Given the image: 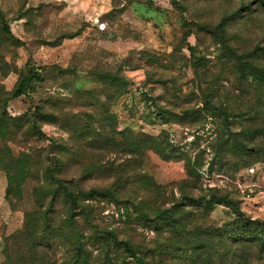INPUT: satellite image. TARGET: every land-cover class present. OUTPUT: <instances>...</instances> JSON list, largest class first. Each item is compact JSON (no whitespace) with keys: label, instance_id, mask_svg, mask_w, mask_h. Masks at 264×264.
Returning a JSON list of instances; mask_svg holds the SVG:
<instances>
[{"label":"rangeland","instance_id":"374dc122","mask_svg":"<svg viewBox=\"0 0 264 264\" xmlns=\"http://www.w3.org/2000/svg\"><path fill=\"white\" fill-rule=\"evenodd\" d=\"M222 21L226 25L220 39L225 46L264 70V0H0V114L3 100L11 95L28 66L42 74L33 93L8 101L7 116L22 120L19 128H14L17 140L8 141L10 136L5 139L0 135V264L18 263L7 246L22 228L25 198L30 197L41 169L53 156H49L48 140L71 143L64 116L89 120L104 110H97L98 99L114 103L111 110L119 131L130 126L135 132L168 133L176 149L192 158L198 156L203 167L200 177L190 180L183 162H166L147 152L135 172L150 178L156 191H145L137 178L128 181L126 177L112 186L104 162L116 157L115 166L120 168L125 157L117 153L101 160L97 152L84 151L79 141L75 145L82 154L78 160L72 154L57 153L64 166L59 178L66 184L72 182L74 190L113 188L120 192L117 203L92 200L91 223L80 230L114 232L119 241L132 246L144 264H264L261 241L235 239L230 226L236 219L234 208L225 201L212 200V196L223 198L248 218L264 220V161L242 167L243 163L232 158L220 168L212 167L209 143L220 132L217 123L203 116L187 128V124L162 125L160 119H146L150 103L145 104L141 94L159 96V104L169 105L175 112L199 111L207 94L215 107L228 108L234 116L245 104L258 105L249 99L248 88L242 86L243 92L237 91L241 85L226 62L223 45L200 29L214 28ZM3 24L11 35L3 32ZM105 75L127 80L128 93L113 100L112 88L100 81ZM32 103L60 117L59 125L37 123L45 139L31 133L28 117ZM13 159H22L28 168L24 199L15 203L14 209L5 198L4 172ZM95 160L104 165L99 172L92 166ZM185 196L190 199H182ZM198 198L209 201L208 205L192 204ZM60 202L59 212L66 209ZM179 202L190 205L181 206L184 219L177 216L176 229L150 213ZM139 212H146L147 219H141ZM90 237L94 239V260L108 256V264H136L105 238ZM199 243L209 247L210 255L198 248ZM63 254V250L49 253L48 263L61 264Z\"/></svg>","mask_w":264,"mask_h":264},{"label":"trees","instance_id":"16d2710c","mask_svg":"<svg viewBox=\"0 0 264 264\" xmlns=\"http://www.w3.org/2000/svg\"><path fill=\"white\" fill-rule=\"evenodd\" d=\"M225 25V22L222 21L214 28L201 26L200 29L215 37L223 45L226 62L230 63L234 77L241 85L237 91L242 93V86L248 88L252 94L249 99H255L254 101H257L258 105H255V102L248 104L252 101H245L248 105L245 104L244 110L236 112V116H234L228 108L219 109L215 107L211 103L210 94H207L203 98L204 103L199 111L193 113L189 110L175 112L173 107H169V105L165 107L159 104V96H148L143 92L141 94L144 96L145 104L150 103V110L146 119L153 117L160 119L162 125L187 124L189 125L187 128L193 127L203 116H208L217 123L220 132L209 143L212 167L220 168L232 158L243 163L242 167H249L264 161V70L254 66L245 59L246 56L225 46L223 39H220L225 34ZM2 30L5 34L11 35L7 25L3 24ZM188 50L191 52L190 55L194 57L193 49L189 47ZM202 59L204 58L195 60V63L199 64ZM100 79L102 86L105 82L112 88L115 96L112 98L113 100L129 91L128 81L120 76L105 75L104 78L100 76ZM41 81V72L28 66L27 73L19 77L11 95L3 100V111L0 114V135L5 139L10 136L12 140L8 141L17 140L18 134L14 128H19L18 126L22 123L21 119L14 120L7 116L8 101L29 96L30 93H33L34 85ZM173 97L175 98V96ZM176 98L178 99V97ZM97 104L99 106L97 110L100 108L104 110L101 114L97 112L98 114L92 115L89 120L80 116H64L67 125L66 133L70 136L71 143H66L63 140L60 143L51 139L48 140L50 142L49 156H53L51 159H47L48 165L41 169L37 185L32 189L30 197L25 198L22 228L10 237L9 246H7L11 250L10 252L14 251L13 256L17 259V264H49L48 254L52 255L56 250H63L64 252L61 264H108L106 260L108 256L102 260H94L91 246L94 239L90 237L92 234H95L98 239L105 238L110 246L121 250L128 259L135 261L136 264H144L143 260L137 257L132 246L127 242L119 241L114 232L98 230L97 233H90L79 229L80 226L91 223L89 203L92 200L96 198L112 199L113 202L117 203L120 195V192L117 193V190H113V188L90 189L88 191L84 189L74 190L72 182L66 184L59 178L64 166L61 165L62 159L57 153L65 152L66 157L72 154L73 159L78 160L82 156L81 151L75 147L79 141L83 143L84 151L97 152L98 156L96 157L101 158V160L102 157L116 156L117 153H121L125 157L120 168L115 166L116 157L107 163L104 162V164H108L106 172L109 173L108 178L113 179L112 186L119 185L122 180L126 181V177H128V181L137 178L136 181L141 184L145 191H156L157 187L150 178L135 172L147 152L154 153L166 162H183L190 180L200 177V169L203 167L200 158L198 156L192 158L186 152L176 149L172 145L168 133L162 131L158 135H152L143 131L135 132L130 126L119 131L117 117L111 110L114 103L109 105L107 102L104 103L98 99ZM28 118L31 133L37 139H45L44 134L37 127L38 122L54 125H59L60 122L58 114L45 112L42 106L35 105V103H32V113ZM236 118L240 119L238 123ZM236 125H238L237 129L232 128ZM102 165L95 160L92 166L98 167L96 171L99 172L103 169ZM10 166L4 168L7 175L5 198L14 209L15 203H20L24 199L23 188L28 168L22 159H13ZM124 174L125 178L122 177ZM182 199L188 200L190 197L185 196ZM212 200L213 203L225 201L234 208L236 219L230 226H232V231L236 232L233 233L236 235L235 239L240 240L243 237L257 239L261 241L262 249L264 248V220L248 218L238 207L236 208L231 202L223 198L212 196ZM60 201L66 207L61 212H59ZM208 203L209 201H201L200 198L192 201V204L199 206H205ZM188 205L190 204L187 202H179L170 208L151 210L150 213L155 215L163 225L176 229L179 225L178 217L184 219L182 207ZM138 215L143 220L148 217L146 212H139ZM97 243L98 241L95 242V244ZM198 248L210 255L209 247L204 243H199Z\"/></svg>","mask_w":264,"mask_h":264}]
</instances>
